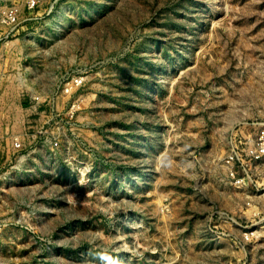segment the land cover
I'll use <instances>...</instances> for the list:
<instances>
[{"label": "rangeland", "instance_id": "obj_1", "mask_svg": "<svg viewBox=\"0 0 264 264\" xmlns=\"http://www.w3.org/2000/svg\"><path fill=\"white\" fill-rule=\"evenodd\" d=\"M262 130L264 0H0V264H264Z\"/></svg>", "mask_w": 264, "mask_h": 264}, {"label": "built area", "instance_id": "obj_2", "mask_svg": "<svg viewBox=\"0 0 264 264\" xmlns=\"http://www.w3.org/2000/svg\"><path fill=\"white\" fill-rule=\"evenodd\" d=\"M8 18H9V22H13L16 17L15 15L11 14L9 15ZM251 152L256 157H260L264 154V130H262L261 133L259 134L257 144L253 149L251 148ZM238 181H240V179H238Z\"/></svg>", "mask_w": 264, "mask_h": 264}]
</instances>
